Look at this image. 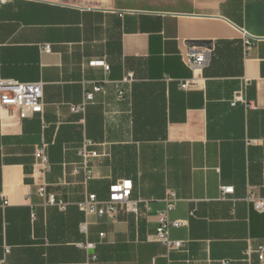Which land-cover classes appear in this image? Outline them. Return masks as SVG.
Here are the masks:
<instances>
[{
    "label": "crops",
    "instance_id": "1",
    "mask_svg": "<svg viewBox=\"0 0 264 264\" xmlns=\"http://www.w3.org/2000/svg\"><path fill=\"white\" fill-rule=\"evenodd\" d=\"M186 41L211 42L194 74ZM0 79L41 82L44 101L31 117L0 111L7 264H85L91 254L97 264H264V213L254 208L264 199V0H8ZM237 94L245 103L232 105ZM86 140L97 156L85 182L74 168ZM118 179L131 180L137 214L78 209L87 193L106 198ZM42 185L65 210L37 194ZM221 185L233 192L221 198ZM169 189L178 198L169 218L185 220L169 230L181 241L171 250L154 237Z\"/></svg>",
    "mask_w": 264,
    "mask_h": 264
},
{
    "label": "built area",
    "instance_id": "2",
    "mask_svg": "<svg viewBox=\"0 0 264 264\" xmlns=\"http://www.w3.org/2000/svg\"><path fill=\"white\" fill-rule=\"evenodd\" d=\"M8 0H0V4L7 2ZM245 49L249 48V40L243 39ZM41 51L49 53L51 46L45 44L41 47ZM210 50L207 47H197L194 45L188 46L187 51L183 55L184 64L193 71H198L204 68L208 63ZM92 64H102V61H92ZM106 67V66H105ZM128 78H132V73H128ZM41 82H19L10 79H0V111L6 110L14 113L19 118L31 117L35 114H40L43 111V90ZM189 80L179 81V87L186 89L190 86ZM100 86L96 85L92 91L85 92L83 100L78 105L71 107L73 112L83 110L84 106L92 100L93 92L99 91ZM117 96L121 98L123 92L119 91ZM236 102L245 103L242 95L237 94L233 97L231 104ZM250 106V105H249ZM92 143L89 140L84 141L82 146L78 150V154L81 157V162L74 168V172L77 173L80 169L84 173L85 182L91 178V167L89 165V159L96 157L97 153L94 150H90L89 146ZM34 157L40 166V171L48 169V161L45 152V146L41 145L34 151ZM132 182L129 179H118L108 186L107 196L104 199H99L95 193H87L85 197L77 203V207L84 214H92L97 217H113L117 211L124 210L133 214H137L138 207L137 201L131 199ZM233 192L231 186L221 185L220 194L221 198H224L227 194ZM37 194L40 197L46 199L48 205H55L59 210L66 209V203L57 199L53 194H48L45 187L42 185L37 189ZM178 198L176 192L172 189L166 191L163 198L164 207L157 213V224L155 227L154 237L158 242H161L168 250L177 249L181 246V241L171 239L169 230L171 227H180L185 224L183 219L169 218V213L175 208V204ZM254 208L264 213V199L254 201ZM193 211L189 212V216H193ZM86 223L80 225V229L84 230ZM100 238L103 237V233L99 234ZM91 244H87L86 247H90ZM9 250L4 249V255ZM264 247H259V259H263ZM0 264H7L4 256L0 258ZM85 264H97V257L95 254L89 255ZM222 264L227 262L222 261Z\"/></svg>",
    "mask_w": 264,
    "mask_h": 264
},
{
    "label": "water",
    "instance_id": "3",
    "mask_svg": "<svg viewBox=\"0 0 264 264\" xmlns=\"http://www.w3.org/2000/svg\"><path fill=\"white\" fill-rule=\"evenodd\" d=\"M186 44L189 46L194 45L197 47H207V48L211 47L210 41H186Z\"/></svg>",
    "mask_w": 264,
    "mask_h": 264
}]
</instances>
